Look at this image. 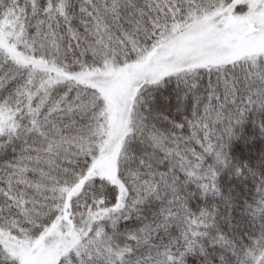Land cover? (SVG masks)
<instances>
[{
    "label": "snow or ice",
    "instance_id": "snow-or-ice-1",
    "mask_svg": "<svg viewBox=\"0 0 264 264\" xmlns=\"http://www.w3.org/2000/svg\"><path fill=\"white\" fill-rule=\"evenodd\" d=\"M0 264H264V0H0Z\"/></svg>",
    "mask_w": 264,
    "mask_h": 264
}]
</instances>
